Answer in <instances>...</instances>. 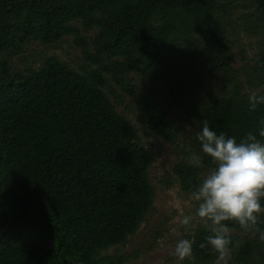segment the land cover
Segmentation results:
<instances>
[{
	"label": "trees",
	"instance_id": "16d2710c",
	"mask_svg": "<svg viewBox=\"0 0 264 264\" xmlns=\"http://www.w3.org/2000/svg\"><path fill=\"white\" fill-rule=\"evenodd\" d=\"M229 26L259 39L240 69L230 64ZM67 37L80 49L77 68L48 56L13 70L27 44ZM214 70L226 74L221 87L208 83ZM135 77L166 84L165 111ZM118 91L147 115L151 136L175 144L173 110L194 121L190 149L172 168L192 193L215 167L196 137L205 121L238 143L249 132L264 143V104L248 103L264 95V0H0V264H141L104 254L137 231L154 199L157 156L116 109ZM193 154L199 166L188 163ZM224 223L228 264H264V213L249 230ZM209 234L197 225L184 264H214L210 246L199 247Z\"/></svg>",
	"mask_w": 264,
	"mask_h": 264
},
{
	"label": "rangeland",
	"instance_id": "374dc122",
	"mask_svg": "<svg viewBox=\"0 0 264 264\" xmlns=\"http://www.w3.org/2000/svg\"><path fill=\"white\" fill-rule=\"evenodd\" d=\"M240 13V9L235 12L237 17ZM226 30L229 41L232 42L229 53L230 64L232 67L240 69L246 62H250L257 53L259 39L245 34L237 26L235 30H231V26L226 27ZM48 56L58 57L77 68L81 53L69 37L65 38L64 42L57 47L32 42L27 44L22 55L11 59V66L14 71L22 72L25 67H37L41 59ZM225 75L223 72L214 70L208 76V83L215 88L221 87ZM134 79V83L141 90L151 89L156 101V111H165L166 84L159 82L151 85L145 79L136 77ZM116 94L118 97H115V100L111 95L110 98L118 112L124 114L135 125L141 142L156 153V160L149 168L154 199L152 209L137 231L129 235L124 244L111 247L104 254H125L130 256L132 262L141 264H184L175 258L172 252L177 242L191 236L197 225L202 222L198 218L194 219L190 230H186L178 223L181 212L195 217L196 201L192 199V193H186L180 189L172 168L182 158V153L190 149L194 121L175 110L170 113L179 126L178 137L175 144H172L163 138L149 135L146 130L147 115L136 107L132 97L120 91Z\"/></svg>",
	"mask_w": 264,
	"mask_h": 264
},
{
	"label": "clouds",
	"instance_id": "9594fccd",
	"mask_svg": "<svg viewBox=\"0 0 264 264\" xmlns=\"http://www.w3.org/2000/svg\"><path fill=\"white\" fill-rule=\"evenodd\" d=\"M248 103L254 111L259 104H264V95L252 92ZM259 125V136L264 137V119ZM196 137L202 152L212 158L215 167L192 192V199L198 202L195 217L181 212L178 223L190 230L192 222L198 218L210 233L199 247L210 246L217 254L214 264H228L231 234L224 222L234 221L249 230L257 224L258 215L264 213L261 205L264 198V143L252 132L238 143L234 137H226L224 133L218 135L207 121ZM188 163L199 166L201 159L193 154ZM259 239L264 241V232H260ZM192 244L189 239L179 240L172 255L180 261L191 259Z\"/></svg>",
	"mask_w": 264,
	"mask_h": 264
}]
</instances>
